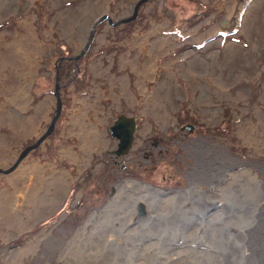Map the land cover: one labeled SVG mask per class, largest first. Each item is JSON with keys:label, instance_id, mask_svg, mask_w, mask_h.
Listing matches in <instances>:
<instances>
[{"label": "rangeland", "instance_id": "374dc122", "mask_svg": "<svg viewBox=\"0 0 264 264\" xmlns=\"http://www.w3.org/2000/svg\"><path fill=\"white\" fill-rule=\"evenodd\" d=\"M136 1L0 0V196L15 194L0 224L20 221L0 229V264L264 263V0H144L108 22ZM81 51L58 64L52 129L15 163L54 112L58 58ZM117 113L136 124L121 155Z\"/></svg>", "mask_w": 264, "mask_h": 264}, {"label": "bare ground", "instance_id": "6f19581e", "mask_svg": "<svg viewBox=\"0 0 264 264\" xmlns=\"http://www.w3.org/2000/svg\"><path fill=\"white\" fill-rule=\"evenodd\" d=\"M36 47V46H35ZM3 55V54H2ZM226 57V56H225ZM212 58V57H211ZM149 59V58H148ZM152 59V58H151ZM209 60V59H208ZM149 61V60H148ZM2 62V61H1ZM27 63V62H26ZM24 64V63H23ZM28 65V64H27ZM30 65V64H29ZM151 66H154V65H151ZM26 68V67H25ZM151 68V67H150ZM21 88V87H20ZM25 100V99H24ZM17 102V101H16ZM23 103V102H22ZM26 103V102H25ZM20 106V105H19ZM98 106V105H97ZM23 107V106H22ZM23 109V108H22ZM94 109H95V107H94ZM6 120V119H5ZM95 120V119H94ZM100 120V119H99ZM224 124H225V122H224ZM221 125V124H220ZM94 126V125H93ZM83 128H86L87 130H88V135L87 136H83V132H84V130L82 131V133H78L79 135H81V140H83V139H85V138H88V137H90V136H92L94 139L96 138V136H95V130H93L92 129V127L91 126H89V125H86V126H82L81 127V129H83ZM77 134V136H78V140L80 139V136ZM85 137V138H84ZM1 141V140H0ZM2 142V141H1ZM91 145V144H90ZM203 147H201V153L204 151H207V147L205 146V145H203V144H201ZM85 146V145H84ZM81 147H82V145H81ZM81 147L80 148H77V150L75 149V150H70V149H68V148H66V149H68V152H69V155L71 156V159L72 160H74V159H76L77 157V154H79V150L81 149ZM91 148V147H90ZM66 149H63V150H66ZM85 152V151H84ZM81 153V152H80ZM202 158L203 157H206L208 160H210V159H212V156L211 155H209V154H202V156H201ZM74 158V159H73ZM204 159V158H203ZM206 160V159H205ZM35 169H39V165H37V164H35ZM208 169V168H207ZM204 170V169H203ZM210 170V169H209ZM209 170L207 171V172H209ZM204 172V171H203ZM213 173V172H212ZM214 173H215V171H214ZM205 174H206V170H205ZM204 174V175H205ZM32 175H34V177H37V179L38 180H40L42 177L40 176V172H39V174L37 173V172H33L32 173ZM209 175V174H208ZM213 175V174H212ZM211 175V177L213 178V176ZM216 176V175H215ZM194 177H196V176H194ZM193 177V178H194ZM217 177H218V175H217ZM203 178V177H202ZM26 180V179H25ZM32 180H35V179H32ZM192 181V180H191ZM11 182V181H10ZM196 183V182H195ZM210 183L212 184V182L210 181ZM207 184V183H206ZM206 184H205V187H206ZM26 185V184H25ZM122 186H123V188L125 187H133V189L134 188H137V189H139V188H141V187H148V189L147 190H150V187H149V185H143L142 183H140V182H136V181H132V180H130V181H127V180H125L123 183H122ZM25 187V186H24ZM18 188L20 189H22V185L21 186H19V187H17V190H18ZM119 188H121V185H120V187ZM124 188V190H126ZM230 188H231V186H230ZM220 190V189H219ZM259 190V189H258ZM261 190V189H260ZM218 190H216V192H217ZM264 191V190H263ZM147 192H149V191H147ZM151 192V191H150ZM202 192V191H201ZM221 192V191H220ZM257 192V191H256ZM155 194V193H154ZM202 194V193H201ZM258 194V193H257ZM264 194V193H263ZM1 195V194H0ZM119 195H121L120 194V192L117 190L116 191V193L114 194V196L115 197H117V196H119ZM175 195V194H174ZM220 195V194H219ZM262 195V194H261ZM171 196V195H170ZM262 196H264V195H262ZM140 197V196H139ZM156 197H157V195H156ZM169 197V196H168ZM1 198H2V201H1ZM14 198H15V194L14 195H10V194H4L3 195V197H1L0 196V208L2 209V211L4 212V210L5 211H10L11 209H10V207L13 205V200H14ZM121 198V197H120ZM162 198V197H161ZM199 198V197H198ZM203 198V197H202ZM137 199V198H136ZM135 199V200H136ZM223 199V198H222ZM259 199V198H258ZM113 200V199H112ZM132 200V199H131ZM134 199H133V201H135ZM157 200V199H156ZM176 200V197H169L168 199H167V202L168 201H175ZM217 200V199H216ZM113 201H116V200H113ZM127 201V200H126ZM152 201V200H151ZM196 201V200H195ZM201 201H203V200H201ZM50 202V201H49ZM129 202V201H128ZM139 202V201H138ZM137 202V204H139ZM148 202H150V201H148ZM205 202V201H204ZM256 202V201H255ZM258 202V201H257ZM18 203V202H17ZM116 203V202H115ZM211 203V202H210ZM216 203V202H215ZM221 203V202H220ZM19 204V203H18ZM145 204V203H144ZM166 204V203H165ZM119 205V204H118ZM121 205V204H120ZM154 205V204H153ZM262 205V204H261ZM14 206V205H13ZM115 206V205H114ZM223 206V205H222ZM135 207V206H134ZM146 207V206H145ZM151 207V206H150ZM219 207H221V206H219ZM16 208V207H15ZM15 208H14V210H15ZM164 208V207H163ZM264 208V207H263ZM111 209V208H110ZM149 209V208H148ZM154 209V208H153ZM257 209V208H256ZM13 210V209H12ZM18 210V209H17ZM109 210V209H108ZM166 210V209H165ZM165 210H164V212H165ZM203 210V209H202ZM207 210V209H206ZM219 210H221V209H219ZM102 211V210H101ZM210 211V210H209ZM218 211V210H217ZM223 211V210H222ZM2 212V213H3ZM149 212V211H148ZM156 212V211H155ZM159 212V211H158ZM167 212H169V211H167ZM218 212H220V211H218ZM95 213V212H94ZM94 213H93V215H94ZM128 213H130V212H128ZM154 213V212H153ZM213 214V213H212ZM211 214V215H212ZM240 214V213H239ZM238 214V215H239ZM254 214V213H253ZM252 214V215H253ZM259 214V213H258ZM92 215V214H91ZM90 215V216H91ZM160 215H162V213L160 214ZM160 215H159V217H160ZM164 215V214H163ZM219 215V214H218ZM221 215V214H220ZM223 215V214H222ZM221 215V216H222ZM260 215V214H259ZM16 216V215H15ZM15 216H12V219H11V222L9 223H5L4 224V222L2 223V225L3 226H8L9 224H10V227H8V228H11V225H17V227H18V225H19V223H20V221H18V220H16V218H15ZM132 216V215H131ZM136 216V215H135ZM213 216H214V214H213ZM217 216V215H216ZM215 216V217H216ZM224 216V215H223ZM244 216V215H243ZM1 217V216H0ZM148 217V216H147ZM157 217V216H156ZM196 217V216H195ZM214 217V218H215ZM219 217V216H218ZM241 217V216H240ZM18 218V217H17ZM117 218V217H116ZM127 218V217H126ZM142 218V217H141ZM155 218V217H154ZM153 218V219H154ZM213 218V217H212ZM221 218V217H220ZM237 218V217H236ZM256 218V217H255ZM257 218H258V216H257ZM262 219V217H259V219ZM118 219V218H117ZM138 219H140V218H138ZM146 219V218H145ZM144 219V220H145ZM150 219V218H149ZM152 219V218H151ZM152 219V220H153ZM218 219V218H217ZM222 219V218H221ZM7 220H9V219H6V221ZM156 220H158V219H156ZM166 220V219H165ZM171 220V219H170ZM173 220V219H172ZM211 220H214V222H215V220H216V218L215 219H211ZM227 220H229V219H227ZM244 220V219H243ZM1 221V220H0ZM138 221H140V220H138ZM138 221H136V222H138ZM252 221V220H251ZM250 221V222H251ZM258 221V220H257ZM88 222V221H87ZM117 222V221H116ZM122 222H123V220H122ZM128 222V221H127ZM149 222V221H148ZM216 222H217V220H216ZM254 222H256V220L254 221ZM260 222V221H259ZM108 223V222H107ZM124 223V222H123ZM122 223V224H123ZM170 223V222H169ZM224 223V222H223ZM230 223V222H229ZM97 224V223H96ZM121 224V225H122ZM125 224V223H124ZM127 224V223H126ZM129 224V223H128ZM139 224V223H138ZM228 224V223H227ZM227 224H224V226L225 225H227ZM232 224V223H231ZM254 224V223H253ZM1 224H0V229H3L4 227L2 226ZM15 225L12 227V228H14L15 227ZM134 225V224H133ZM230 225V224H229ZM235 225V224H234ZM263 225V224H262ZM261 225V226H262ZM103 226V225H102ZM106 226V225H105ZM128 226V225H127ZM130 226V225H129ZM140 226V225H139ZM218 226V225H217ZM238 226V225H237ZM248 226V225H247ZM246 226V227H247ZM255 226H257V225H255ZM17 227H15V228H17ZM86 227V226H85ZM98 227V226H97ZM124 227V226H123ZM126 227V226H125ZM145 227V226H144ZM215 227V226H214ZM239 227V226H238ZM258 227V226H257ZM19 228V227H18ZM121 228H122V226H121ZM127 228V227H126ZM230 228V227H229ZM242 228V227H241ZM240 228V229H241ZM244 228V227H243ZM248 228V227H247ZM249 228H251L250 226H249ZM256 228V227H255ZM261 228V227H260ZM105 229V228H104ZM128 229V228H127ZM185 229V228H184ZM218 229V228H217ZM259 229V228H258ZM84 230V229H83ZM125 230V229H124ZM134 230V229H133ZM149 230V229H148ZM219 230V229H218ZM244 230H246V231H248V230H250V229H244ZM6 231V230H5ZM8 231V230H7ZM121 231V230H120ZM137 231V230H136ZM144 231V230H143ZM252 231V230H251ZM257 231V230H256ZM122 232H124V231H122ZM234 232V231H233ZM236 232V231H235ZM245 232V231H244ZM243 232V233H244ZM262 232V231H261ZM121 233V232H120ZM124 233H126V232H124ZM134 233V232H133ZM238 233V232H237ZM109 234V233H108ZM131 234V233H130ZM188 234V233H187ZM194 234V233H193ZM242 234V233H241ZM259 234V233H258ZM261 234V233H260ZM42 235V234H41ZM40 235V236H41ZM99 234H97V236H98ZM107 235V234H106ZM124 235V234H123ZM134 235V234H133ZM132 235V236H133ZM159 235V234H158ZM190 235V234H189ZM229 235V234H228ZM239 235V234H238ZM249 235H251V234H249ZM248 235V236H249ZM91 236V235H90ZM100 236V235H99ZM98 236V237H99ZM121 236V235H120ZM184 236H186V234L184 235ZM192 236V235H191ZM237 236V235H236ZM245 236V235H244ZM260 236V235H259ZM123 237V236H122ZM121 237V238H122ZM124 237H126V236H124ZM124 237H123V239H124ZM135 237V236H134ZM136 237H138V236H136ZM238 237V236H237ZM36 238V237H35ZM40 238V237H39ZM92 238V237H91ZM91 238H89V239H91ZM129 238H131V235L129 236ZM140 238V237H139ZM157 238V237H156ZM158 238H160V237H158ZM196 238V237H195ZM229 238V237H228ZM239 238V237H238ZM243 238V237H242ZM256 238H257V236H256ZM88 239V240H89ZM101 239H103L102 237H101ZM253 239V238H252ZM255 239V238H254ZM44 240V239H43ZM87 240V239H86ZM94 240V239H93ZM105 240H107V239H105ZM126 240V239H125ZM130 240V239H129ZM150 240V239H149ZM158 240V239H157ZM246 240V239H245ZM247 240H249V239H247ZM263 240V239H262ZM133 241V240H132ZM142 241V240H141ZM168 241V240H167ZM191 241V240H190ZM250 241V240H249ZM254 241V240H253ZM33 243H35L34 241H32ZM87 242H89V241H87ZM131 242V241H130ZM140 242V241H139ZM177 242V241H176ZM238 242V241H237ZM240 242H242V241H240ZM257 242V241H256ZM125 243V242H124ZM250 243H251V241H250ZM89 244V243H88ZM156 244V243H155ZM166 244V243H165ZM238 244H239V242H238ZM31 245V244H30ZM72 245V244H71ZM92 245V244H91ZM94 245V244H93ZM127 245V244H126ZM142 245V244H141ZM151 245H153V243H151ZM188 245H189V243H188ZM187 245V246H188ZM263 245V244H262ZM27 246V245H26ZM51 246V245H50ZM131 246V245H130ZM140 246V245H139ZM150 246V245H149ZM161 246V245H160ZM186 246V247H187ZM251 246V245H250ZM257 246V245H256ZM260 246V245H259ZM28 247H30L29 245H28ZM41 247V246H40ZM100 247V246H99ZM133 247V246H132ZM142 247V246H141ZM146 247V246H145ZM155 247V246H154ZM168 247V246H167ZM186 247H185V249H186ZM233 247V246H232ZM245 247V246H244ZM249 247V246H248ZM254 247V246H253ZM101 248H104V246L103 247H101ZM144 248V247H143ZM158 248V247H157ZM193 248V247H192ZM230 248V247H229ZM243 248V247H242ZM259 249H260V247H258ZM263 248V247H262ZM26 249V248H25ZM29 249H31V247L29 248ZM95 249V248H94ZM181 249V248H180ZM231 249V248H230ZM237 249V248H236ZM102 250V249H101ZM100 250V251H101ZM105 250V249H104ZM135 250H136V248H135ZM144 250V249H143ZM176 250H178L179 251V247H178V249H176ZM182 250H184V249H182ZM181 250V251H182ZM187 250H188V248H187ZM196 250V249H195ZM251 250V249H250ZM262 250V249H261ZM18 251L19 250H17V253H18ZM33 251V250H32ZM41 251H42V249H41ZM89 251V250H88ZM90 251H91V248H90ZM100 251H99V253H100ZM111 251V250H110ZM167 251V250H166ZM206 251V250H205ZM244 251H246V249L244 250ZM249 251V250H248ZM254 251H257V250H254ZM259 251V250H258ZM92 252V251H91ZM95 252H96V250H95ZM93 253V254H96V253ZM98 252V251H97ZM104 252H106V251H104ZM147 252V251H146ZM149 252H150V250H149ZM163 252V251H162ZM197 252H199L198 250H197ZM231 251H229V253H230ZM237 252V251H236ZM261 252H263V251H261ZM20 254H19V256L18 257H20L22 254H24L23 252H19ZM89 253V252H88ZM142 253V252H141ZM154 253V252H153ZM156 253V255H157V258L159 257L158 256V254H157V252H155ZM159 253V252H158ZM168 253V252H167ZM189 253V252H188ZM226 253V252H225ZM242 253H243V251H242ZM251 253V252H250ZM10 254V253H9ZM30 254V253H29ZM72 254H74V253H72ZM101 254V253H100ZM164 254V253H163ZM170 254V253H169ZM172 254V253H171ZM174 254V253H173ZM184 254H187V253H184ZM230 254H232V252L230 253ZM244 254V253H243ZM253 254V253H252ZM35 255H37V254H35ZM89 255H91V254H89ZM139 255V254H138ZM188 255H190V254H188ZM186 256V257H189V256ZM198 255H200V254H198ZM255 255V254H254ZM8 256V255H7ZM60 256H62V255H60ZM87 256V255H86ZM93 256V255H92ZM109 256V255H108ZM141 256H142V254H141ZM151 256H152V254H151ZM154 256H155V254H154ZM162 256V255H161ZM164 256H166V255H164ZM192 256H193V254H191V258H192ZM196 256V254L194 255V257ZM214 256V255H213ZM227 256V255H226ZM249 256V255H248ZM16 257V256H15ZM23 257H25V255L23 256ZM68 257H70V256H68ZM99 257V256H98ZM136 257V256H135ZM163 257V256H162ZM201 257V256H200ZM203 257V256H202ZM210 257V256H209ZM233 256H231V258H232ZM242 257H244V256H242ZM241 257V258H242ZM252 257V256H251ZM264 257V256H263ZM21 258V257H20ZM35 258V257H34ZM40 258V257H39ZM39 258H37V259H39ZM100 258V257H99ZM143 258V257H142ZM145 258V257H144ZM143 258V259H144ZM190 258V257H189ZM204 258V257H203ZM208 258V257H207ZM236 258V257H235ZM234 258V259H235ZM36 259V258H35ZM41 259V258H40ZM66 259V258H65ZM131 259H132V257H131ZM134 259H136V258H134ZM141 259V258H140ZM176 259V258H175ZM178 259H180V257L178 258ZM234 259H233V261H234ZM21 260V259H20ZM68 260V259H67ZM88 260V259H87ZM103 260V259H102ZM168 260V259H167ZM182 260V259H181ZM251 260V259H250ZM70 261V260H69ZM121 261V260H120ZM129 261V260H128ZM138 261V260H137ZM160 261V260H159ZM158 261V262H159ZM163 261H165L164 259H163ZM173 261V260H172ZM101 262V261H100ZM119 262V261H118ZM125 262V261H124ZM132 262V261H131ZM146 262H148V261H146ZM158 262H156V263H158ZM160 262H162V261H160ZM177 262V261H176ZM186 262V261H185ZM231 262H232V260H231ZM231 262H230V264H231ZM235 262V261H234ZM247 262V261H246ZM254 262H256V261H254ZM258 262V261H257ZM15 263V262H14ZM20 263V262H19ZM127 263V262H126ZM125 263V264H126ZM135 263V262H134ZM139 264L141 263V261H139L138 262ZM144 263H145V260H144ZM153 263V262H152ZM181 263V262H180ZM184 263V262H183ZM204 263V262H203ZM229 263V262H228ZM236 263V262H235ZM250 263V262H249ZM261 263V262H260ZM263 263V262H262ZM9 264V263H8ZM43 264V263H42ZM64 264V263H63ZM66 264V263H65ZM93 264V263H92ZM100 264V263H99ZM124 264V263H123ZM129 264H131V263H129ZM146 264V263H145ZM150 264V263H149ZM165 264V263H164ZM187 264H189L188 262H187ZM200 264V263H199ZM264 264V263H263Z\"/></svg>", "mask_w": 264, "mask_h": 264}, {"label": "water", "instance_id": "95a60500", "mask_svg": "<svg viewBox=\"0 0 264 264\" xmlns=\"http://www.w3.org/2000/svg\"><path fill=\"white\" fill-rule=\"evenodd\" d=\"M144 0H137L133 6V10L132 13L126 17H123L117 21H110V19L108 20V22L110 24H114L117 22H124V21H128L131 20L136 13V9L138 7V5ZM106 16V15H104ZM96 23V22H95ZM94 25V24H93ZM92 25V27H93ZM91 27V28H92ZM91 33H92V29L90 30L87 40L85 42V47L88 45V42L90 40L91 37ZM83 51L79 52L78 54L74 55V56H62L58 58V62L55 66V76H54V86H53V95L55 96V108H54V112L50 118V121L46 127V129L44 130V132L37 137V139H35L32 143L25 145L18 153L17 158L15 163L22 158L29 150L33 149L34 147H36L40 141H42L46 135L50 132V130L52 129L54 120L56 119L58 112H59V108H60V98L58 96V64L60 62V60H62L63 58L66 59H72L74 62L75 60L78 58V56L82 53ZM135 120L133 116H128L125 115L123 113H117L115 115L114 120L112 121V123L108 126V131L110 136L115 137L117 139V143H116V147L115 149L111 150L110 152L113 153L114 155H121L124 154L128 151V148L131 145V141H132V136H133V131L135 129ZM13 163V165L15 164ZM2 169H0L1 171Z\"/></svg>", "mask_w": 264, "mask_h": 264}, {"label": "flooded vegetation", "instance_id": "af4514ba", "mask_svg": "<svg viewBox=\"0 0 264 264\" xmlns=\"http://www.w3.org/2000/svg\"><path fill=\"white\" fill-rule=\"evenodd\" d=\"M74 63H75V62H74ZM185 127H186L188 130H191L192 125H190V124H186ZM47 135H48V134H47ZM47 135H46V136H47ZM132 137H133V136H132ZM114 138H115V137H114ZM197 139H198V138H197Z\"/></svg>", "mask_w": 264, "mask_h": 264}]
</instances>
